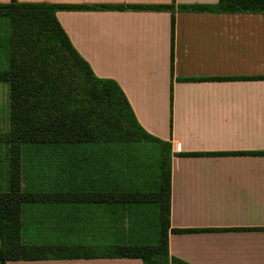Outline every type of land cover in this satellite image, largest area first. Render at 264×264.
Segmentation results:
<instances>
[{
	"label": "crops",
	"instance_id": "1",
	"mask_svg": "<svg viewBox=\"0 0 264 264\" xmlns=\"http://www.w3.org/2000/svg\"><path fill=\"white\" fill-rule=\"evenodd\" d=\"M10 2L0 0V4ZM18 2L84 7L175 5L173 67L172 13L168 10H74L59 11L56 16L95 75L118 83L142 129L171 145L170 227L209 231L170 232V256L187 264H264V156L257 154L264 152V79L258 80L264 78V14L210 9L219 0ZM190 6L200 9H179ZM93 146L98 145L23 149L22 167L25 159L52 166L37 167L29 180L23 176V190L98 193L109 198L107 202L27 205L22 223L28 245L85 246L96 256L7 264H143L140 259L107 255L116 245L154 243L160 205L115 200L113 195L155 193L159 174L146 187L139 176L141 168L137 176L118 167L102 178H94V172L81 173L82 179L77 174L68 177V159L74 160L68 155L70 147ZM8 152L0 146V191L9 185ZM181 153L220 155L184 157ZM51 183L55 187L48 190ZM140 210L145 215L147 210L154 211V242L130 240L131 213ZM26 224L32 231L44 228L51 235L29 238L24 233ZM69 232L90 234L82 241L68 236Z\"/></svg>",
	"mask_w": 264,
	"mask_h": 264
},
{
	"label": "trees",
	"instance_id": "2",
	"mask_svg": "<svg viewBox=\"0 0 264 264\" xmlns=\"http://www.w3.org/2000/svg\"><path fill=\"white\" fill-rule=\"evenodd\" d=\"M168 10L172 13L174 64L175 5L84 7L45 3L23 4L11 0L0 4V17L10 19V63L0 71V82L9 85L10 130L0 133V146L9 153V185L0 191V264L12 261L92 258L85 246L28 245L23 240V210L45 202H107L98 193L51 194L22 189V153L25 147L96 145L142 138L159 144L160 169L157 192L113 195L115 200L156 202L160 205L155 244L116 245L107 258L140 259L143 264H187L170 256L169 234L209 230H177L170 227L171 145L146 133L117 82L99 78L77 52L59 23V11L74 10ZM198 10L199 7H179ZM220 13L264 14V0H219ZM264 78H259L262 80ZM226 80H232L227 78ZM241 80H245L244 78ZM256 80V79H255ZM264 156V152L257 153ZM220 154L181 153L180 156ZM120 198V199H118ZM240 231L245 229H232ZM224 231V230H217ZM229 231V230H227Z\"/></svg>",
	"mask_w": 264,
	"mask_h": 264
},
{
	"label": "rangeland",
	"instance_id": "3",
	"mask_svg": "<svg viewBox=\"0 0 264 264\" xmlns=\"http://www.w3.org/2000/svg\"><path fill=\"white\" fill-rule=\"evenodd\" d=\"M11 46H10V19L6 16L0 17V69H5L10 63ZM10 128V108H9V85L0 83V132H7ZM93 147H70L68 155L74 159H68V166L66 167V175L71 179L76 176L83 178L81 173L94 172V178L106 177V171H109V176L113 174V168H120L122 171L128 170V173L136 175V170L141 168L139 176L142 177L144 183L151 186L154 179L159 174L160 169V151L161 146L155 142L148 141L142 138L138 133L137 138L126 137L122 138V142H105L96 144ZM5 152L1 153V158L4 160ZM37 162L24 161L22 167V177L29 180L35 177L39 169H51V165L36 164ZM116 172V171H115ZM57 175H60L59 173ZM56 175V177H57ZM30 184V182H27ZM128 184V183H126ZM148 185V187H149ZM55 187L54 183L49 184L48 190ZM70 187V185H68ZM47 193H56V191H49ZM148 194V193H143ZM54 202V201H53ZM80 203V202H74ZM144 208V207H143ZM153 209V208H152ZM154 210V209H153ZM153 210L134 211L131 213L130 222L133 224L130 231V240L137 242H154L157 234V227L155 226V215ZM44 229V228H43ZM32 231L31 226L25 225L24 233L29 238L39 239L43 234L45 236L51 235L48 231ZM47 232V233H46ZM62 235L67 233L61 232ZM71 238L81 237L85 241L89 238V232H69ZM43 236V237H45ZM155 244V242L153 243ZM111 251V250H110Z\"/></svg>",
	"mask_w": 264,
	"mask_h": 264
}]
</instances>
